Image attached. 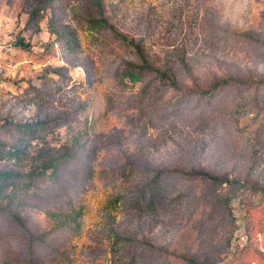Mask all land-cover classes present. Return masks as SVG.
I'll return each instance as SVG.
<instances>
[{
	"label": "rangeland",
	"instance_id": "1",
	"mask_svg": "<svg viewBox=\"0 0 264 264\" xmlns=\"http://www.w3.org/2000/svg\"><path fill=\"white\" fill-rule=\"evenodd\" d=\"M5 170L0 264H264V0H0Z\"/></svg>",
	"mask_w": 264,
	"mask_h": 264
},
{
	"label": "trees",
	"instance_id": "2",
	"mask_svg": "<svg viewBox=\"0 0 264 264\" xmlns=\"http://www.w3.org/2000/svg\"><path fill=\"white\" fill-rule=\"evenodd\" d=\"M124 41H127L125 38L123 39ZM137 50L140 52V48L136 47ZM144 64L141 67H137L135 68L137 75L135 73H132L133 70L130 72L131 74V78L133 79V77L135 76H139V75H143L144 73H155L158 74L159 78L162 80H168V78L166 77V75H163L159 69L154 68L152 65H150L148 63V61L144 60L143 61ZM133 68V69H134ZM135 75V76H134ZM226 85H231V86H236V87H244L246 84L242 83V82H237L236 80H234L233 78H226L224 80H222L221 82H219L218 84L214 85L212 88L208 89V90H204L197 98L196 101V106L200 104V102L206 101V100H210L213 99L214 96H216V94L219 92V90L226 86ZM219 89V90H217ZM217 90V91H216ZM190 93L185 92L182 98V101L185 102L186 99L190 97ZM17 149H10L8 153L10 154H16ZM185 174L184 176H192L194 178H203L215 185H219L221 187H224L225 183H228L227 180L225 179H220V178H216L211 176L209 173L204 172V171H196L193 173H183ZM21 178V175L15 171L12 170H5L0 172V193L3 191V188H5L8 184H10L11 182H13V180L15 179H19ZM156 178V176L154 177V179ZM162 182H160L159 178L157 180V178L154 180L153 183H151L147 189H145V187L143 188V193L145 191V193H149V196L151 198V201L149 203V207H151L152 205H156L161 197H162V192L166 191V189H169V186H163V184H161ZM228 185V184H227ZM140 202V201H139ZM8 213V219L15 224L16 227L20 228V230L18 229L17 231H20V237H24V239L26 240V248L22 249L20 253H18L17 259H19L20 261H23L25 264H38V260H39V256L36 255V245H37V240L35 239V235L23 224V221L19 218L18 214L13 211L10 210L7 212ZM9 230H6L8 233H13V229L11 228V225L8 226ZM9 233V235H11ZM14 242L17 243L20 241V238L14 237ZM125 241V239H124ZM123 245H125L123 243ZM16 259V257L14 258V260ZM182 260H186L188 264H203L201 262H197L193 259H185V258H181ZM11 261L10 255L7 258V262Z\"/></svg>",
	"mask_w": 264,
	"mask_h": 264
}]
</instances>
